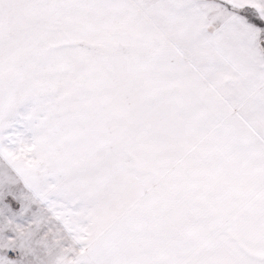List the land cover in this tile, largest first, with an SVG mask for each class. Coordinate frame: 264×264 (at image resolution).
I'll list each match as a JSON object with an SVG mask.
<instances>
[{
	"label": "snow or ice",
	"instance_id": "1",
	"mask_svg": "<svg viewBox=\"0 0 264 264\" xmlns=\"http://www.w3.org/2000/svg\"><path fill=\"white\" fill-rule=\"evenodd\" d=\"M0 264H264V0H0Z\"/></svg>",
	"mask_w": 264,
	"mask_h": 264
}]
</instances>
